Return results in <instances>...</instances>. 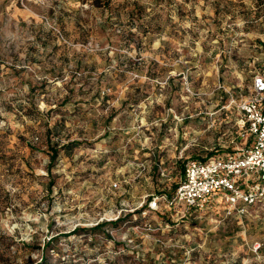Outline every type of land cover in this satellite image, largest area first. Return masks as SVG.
I'll return each instance as SVG.
<instances>
[{"label":"rangeland","instance_id":"374dc122","mask_svg":"<svg viewBox=\"0 0 264 264\" xmlns=\"http://www.w3.org/2000/svg\"><path fill=\"white\" fill-rule=\"evenodd\" d=\"M255 70L264 0H0V264H264V206L83 231L228 151Z\"/></svg>","mask_w":264,"mask_h":264},{"label":"built area","instance_id":"2783aa9c","mask_svg":"<svg viewBox=\"0 0 264 264\" xmlns=\"http://www.w3.org/2000/svg\"><path fill=\"white\" fill-rule=\"evenodd\" d=\"M252 73L249 94L234 99L239 128L232 140L235 144L228 151L184 158L171 194L153 193L148 201L130 208L122 202L124 205L112 214L104 213L96 224L121 221L127 215L137 218L138 213L144 217L155 213L170 221L168 226L196 222L228 226L264 206V70ZM111 187L121 192L119 182H113ZM112 239L116 238L112 235ZM133 241L129 238L125 245Z\"/></svg>","mask_w":264,"mask_h":264},{"label":"trees","instance_id":"16d2710c","mask_svg":"<svg viewBox=\"0 0 264 264\" xmlns=\"http://www.w3.org/2000/svg\"><path fill=\"white\" fill-rule=\"evenodd\" d=\"M79 143V141H76V140H73V141H69L68 143H64V144H61L60 143H53L51 140H49V148H50V157H51V162H53L56 157L59 155V152H60V148L62 147L63 149L65 150H68V151H71L75 146H77ZM212 154V152L210 153ZM176 187V186H175ZM119 221H104V222H99L97 224H95L94 226L92 227H83V231H89V230H92V231H96V230H108L107 226L108 225H116ZM82 230V228L80 227H77L74 232H78ZM109 235V233H107ZM58 240V237L57 235H53L52 237H50L47 241H45V246L46 247H50L52 246V244H54L56 241ZM53 249V247H51ZM45 258V256H43V259ZM45 262H46V259H45ZM43 264V262L41 263Z\"/></svg>","mask_w":264,"mask_h":264}]
</instances>
